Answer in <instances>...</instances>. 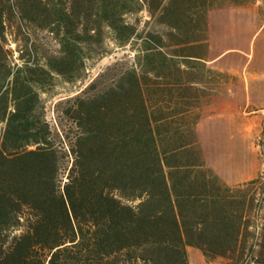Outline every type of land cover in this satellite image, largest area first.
I'll return each mask as SVG.
<instances>
[{
	"label": "trees",
	"instance_id": "16d2710c",
	"mask_svg": "<svg viewBox=\"0 0 264 264\" xmlns=\"http://www.w3.org/2000/svg\"><path fill=\"white\" fill-rule=\"evenodd\" d=\"M251 2L0 0V264H264V170L208 164L186 78L210 12Z\"/></svg>",
	"mask_w": 264,
	"mask_h": 264
},
{
	"label": "rangeland",
	"instance_id": "374dc122",
	"mask_svg": "<svg viewBox=\"0 0 264 264\" xmlns=\"http://www.w3.org/2000/svg\"><path fill=\"white\" fill-rule=\"evenodd\" d=\"M252 1L248 5L259 4V13L256 15L246 9L228 6L214 13L207 57L214 60L215 65L207 62L206 66L192 69L193 64L199 65L192 63L188 72L191 75L186 76L188 82H195L193 88H198L199 93L198 97H193L194 93L188 95L195 106L193 114L199 112L201 115L204 105L221 92H225L227 97L233 96L234 104L238 106L240 116L237 126L240 131H236L233 138L224 121L227 113L219 107L217 119L208 118L205 124L207 132L213 127V130L218 128L216 135L204 134L201 141L214 164L211 166L230 180L236 174L232 170L238 167H253L255 177L264 170V110L258 107L264 109V0ZM143 15L146 19V14ZM129 52L128 49L117 48L104 56L90 69V78L85 83L92 81L108 67H114L116 62L123 61ZM244 81L246 84L242 83ZM83 86L85 84H79L77 89ZM60 96L48 101V119L53 124L57 115L55 104ZM244 123L249 127L245 140L242 139L241 131ZM189 255L191 264H227L223 259L208 260L201 250L194 247H189Z\"/></svg>",
	"mask_w": 264,
	"mask_h": 264
},
{
	"label": "crops",
	"instance_id": "0c3cea01",
	"mask_svg": "<svg viewBox=\"0 0 264 264\" xmlns=\"http://www.w3.org/2000/svg\"><path fill=\"white\" fill-rule=\"evenodd\" d=\"M227 8H237V9H246L248 11H252L253 14H258L259 13V4H255V5H234V6H228ZM224 8H219V9H214L210 12L209 15V22H210V32H211V20L212 17L214 16L215 12H218L220 10H222ZM206 61L211 64V65H215V63H213L214 60H209V58H206ZM222 70V69H221ZM245 79V78H244ZM247 81H248V76H247ZM241 82V81H240ZM245 83L246 82H242ZM219 94V95H218ZM225 92H221L220 93H216L213 97L212 100L204 105V107L201 110V117L197 123V133H198V137L200 142L203 140V136L204 134H209L210 136H213V134L216 135L218 128H216L217 130H213L214 127L212 129H210L208 132L205 130V124L208 118H210L211 120H214L215 118L217 119V109L219 107H222L224 109V111L227 113V117H225L224 121L226 122V129L228 130L229 133H231L232 138L234 133H236V131H240V129H238V121H239V109L238 106L234 104L233 101V96L227 97L225 95ZM260 107V110H264L262 106H258ZM199 109V108H198ZM253 126V125H252ZM252 126L250 127V129L252 130ZM242 131V135H243V140L247 139L248 137V131H249V127L247 126V123H244V125L241 128ZM216 132V133H215ZM231 138V137H230ZM204 149V147H203ZM204 152L206 154V159L208 164L214 165L211 162V159L208 156V153L205 151ZM230 157V156H229ZM233 173H236L234 176V179H228L226 176H224L223 174H220L223 176V179L231 184V185H235V184H239V183H243L246 181H249L251 179H253L256 176L255 173V169L253 167H238L236 170H232Z\"/></svg>",
	"mask_w": 264,
	"mask_h": 264
}]
</instances>
